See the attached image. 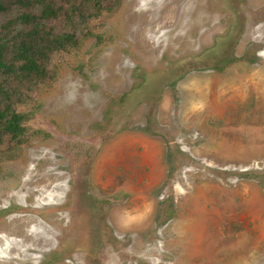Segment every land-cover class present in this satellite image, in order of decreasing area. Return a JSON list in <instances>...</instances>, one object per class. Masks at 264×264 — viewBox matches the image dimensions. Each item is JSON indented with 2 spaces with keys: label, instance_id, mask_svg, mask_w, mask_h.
Returning <instances> with one entry per match:
<instances>
[{
  "label": "rangeland",
  "instance_id": "rangeland-1",
  "mask_svg": "<svg viewBox=\"0 0 264 264\" xmlns=\"http://www.w3.org/2000/svg\"><path fill=\"white\" fill-rule=\"evenodd\" d=\"M99 9L0 144V264H264V0Z\"/></svg>",
  "mask_w": 264,
  "mask_h": 264
},
{
  "label": "trees",
  "instance_id": "trees-1",
  "mask_svg": "<svg viewBox=\"0 0 264 264\" xmlns=\"http://www.w3.org/2000/svg\"><path fill=\"white\" fill-rule=\"evenodd\" d=\"M103 1L0 0V13L7 12L9 5L24 9L12 23L0 27V75L5 74L0 76V144L7 140L24 144L30 132L17 110L20 101L25 102L36 86L54 80L52 60L78 46V32L85 30L91 10L100 11ZM56 21L64 24L66 32L56 34ZM16 24L14 37L11 25Z\"/></svg>",
  "mask_w": 264,
  "mask_h": 264
}]
</instances>
